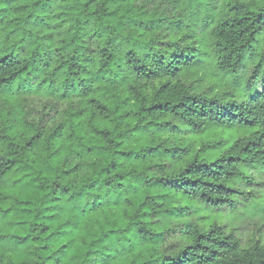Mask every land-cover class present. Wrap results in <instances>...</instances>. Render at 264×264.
<instances>
[{
  "label": "clouds",
  "instance_id": "obj_1",
  "mask_svg": "<svg viewBox=\"0 0 264 264\" xmlns=\"http://www.w3.org/2000/svg\"><path fill=\"white\" fill-rule=\"evenodd\" d=\"M0 264H264V0H0Z\"/></svg>",
  "mask_w": 264,
  "mask_h": 264
},
{
  "label": "trees",
  "instance_id": "obj_2",
  "mask_svg": "<svg viewBox=\"0 0 264 264\" xmlns=\"http://www.w3.org/2000/svg\"><path fill=\"white\" fill-rule=\"evenodd\" d=\"M22 196H23L24 198H28V197L30 196V193H28V192L22 193Z\"/></svg>",
  "mask_w": 264,
  "mask_h": 264
}]
</instances>
